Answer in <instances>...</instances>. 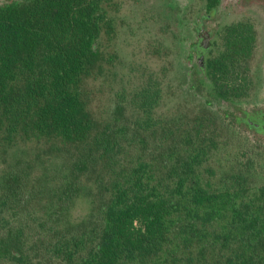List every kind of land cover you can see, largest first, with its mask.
I'll return each instance as SVG.
<instances>
[{"label": "trees", "instance_id": "1", "mask_svg": "<svg viewBox=\"0 0 264 264\" xmlns=\"http://www.w3.org/2000/svg\"><path fill=\"white\" fill-rule=\"evenodd\" d=\"M121 4L0 0V264H264V146L210 99L162 112Z\"/></svg>", "mask_w": 264, "mask_h": 264}, {"label": "flooded vegetation", "instance_id": "2", "mask_svg": "<svg viewBox=\"0 0 264 264\" xmlns=\"http://www.w3.org/2000/svg\"><path fill=\"white\" fill-rule=\"evenodd\" d=\"M160 12L172 19L184 92L264 146V0H163Z\"/></svg>", "mask_w": 264, "mask_h": 264}, {"label": "rangeland", "instance_id": "3", "mask_svg": "<svg viewBox=\"0 0 264 264\" xmlns=\"http://www.w3.org/2000/svg\"><path fill=\"white\" fill-rule=\"evenodd\" d=\"M162 6L163 0H125L117 18L113 42L125 65L131 67L132 81H137L141 73H149L159 81L164 93L161 110L167 112L184 102L193 106L198 99L184 92V81L180 73H175V33L171 29L170 16L165 17L160 12ZM102 101L97 102L101 104ZM248 137L249 142L258 144L252 135ZM76 205L74 214L82 215L85 212L83 202Z\"/></svg>", "mask_w": 264, "mask_h": 264}]
</instances>
